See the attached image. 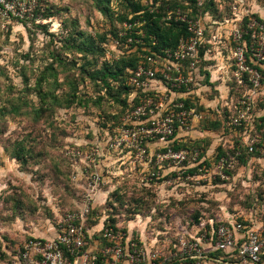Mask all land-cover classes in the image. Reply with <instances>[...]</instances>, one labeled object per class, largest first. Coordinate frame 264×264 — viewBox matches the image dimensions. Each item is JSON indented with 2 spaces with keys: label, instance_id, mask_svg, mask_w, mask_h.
I'll return each mask as SVG.
<instances>
[{
  "label": "rangeland",
  "instance_id": "374dc122",
  "mask_svg": "<svg viewBox=\"0 0 264 264\" xmlns=\"http://www.w3.org/2000/svg\"><path fill=\"white\" fill-rule=\"evenodd\" d=\"M196 2L198 17L191 20L203 30L201 59L184 97L194 107L174 137L147 139L144 151L103 149L122 125L121 107L109 96L119 91L111 82L108 93L98 76V84L91 78L135 50L117 44L127 22L119 19L130 18L124 1L39 0L52 10L43 23L0 18V264L27 240H50L58 220L81 208L92 185L91 234L108 219L166 256L181 238L209 245L220 224H264V168L241 163V131L230 124L245 92L234 76L235 31L264 12V0ZM192 11L179 9L188 19ZM98 96L103 100L94 104ZM155 101L163 108L141 120L147 129L171 106L164 94ZM252 117L264 125V81ZM180 153L184 160L173 157Z\"/></svg>",
  "mask_w": 264,
  "mask_h": 264
},
{
  "label": "built area",
  "instance_id": "2783aa9c",
  "mask_svg": "<svg viewBox=\"0 0 264 264\" xmlns=\"http://www.w3.org/2000/svg\"><path fill=\"white\" fill-rule=\"evenodd\" d=\"M38 8V0H0V18L5 21L43 23L46 20L42 13L38 14ZM175 13L178 16L176 21L186 23L188 36L182 38L175 49L162 51V55L143 56L130 72L127 85L134 94L141 92L146 97L123 115L122 125L118 133L105 143V151L121 152L132 148L144 151L147 139L157 138L166 143L174 137L177 129L186 126L191 110H184L179 99H184L192 85L193 74L200 60L203 30L198 22L189 20L179 10ZM135 26L125 23L120 34L124 39L121 44L128 48L132 44H142L141 39H134L131 35ZM133 34L142 37L141 32ZM235 41L234 76L237 83L244 86L245 92L234 106L235 114L230 124L238 129L243 128L241 143L247 153L262 156L264 125L259 123L256 126L252 116L264 81L260 71L264 63V22L247 18L242 28L235 31ZM161 94L171 99V106L157 127L151 123L152 126L147 129L141 120L150 118L155 109L163 108L162 102L158 104L155 101ZM173 157L180 160L185 158L183 153ZM224 163L225 158L222 157L220 165L224 166ZM226 167L231 168L232 162ZM96 180H100L98 175ZM95 191L96 185L90 186V193L85 196L81 208L68 212L58 220L55 234L50 240L32 238L25 241L6 264H206L209 260L200 239L186 241L181 238L173 246V253L166 256L119 229L104 228L105 219L101 222L100 239L93 238L86 223L94 206ZM209 247L214 252H235L231 262L222 260L220 264H261L264 232L239 222L220 224L211 231Z\"/></svg>",
  "mask_w": 264,
  "mask_h": 264
},
{
  "label": "trees",
  "instance_id": "16d2710c",
  "mask_svg": "<svg viewBox=\"0 0 264 264\" xmlns=\"http://www.w3.org/2000/svg\"><path fill=\"white\" fill-rule=\"evenodd\" d=\"M121 2H125L128 7L130 8V18L128 20L129 16H124L123 18H120V22L123 23L124 21H127L125 23H131L135 24V28H133L134 32H141L142 37L137 36L135 34H131L134 39H141L140 45L132 44L131 48H135L134 52L132 54L126 55V57L122 56L118 62L115 63L114 67L112 68H105L103 70H100L98 73H95L91 75V78L95 80V82L98 84V80L100 78V83H102V86L106 88V90L109 92L110 90V83L114 82L117 83L118 88V94H109L113 98L114 102L121 107V114L118 116L121 118L128 110H131L134 106H136L141 98L146 97L145 94H142L141 92L135 93L133 90L127 85V80L130 75V72L133 71L138 63L142 60L143 56H153V55H162V51L164 50H171L175 49L179 43V41L182 38H186L188 36L187 31V25L184 22L176 21L175 20V12L176 10H185L187 6L194 9V11L189 14L191 18H197L198 8H194L197 5L196 0H173V1H165L162 0L160 6H157V3L161 0H151V3L149 6H144L141 4V0H120ZM39 2V0H38ZM187 5V6H185ZM38 13H42L43 18H49L52 15V10L49 8L48 5H42L39 3ZM168 13L170 14V18L167 19ZM113 15L118 16L117 12H112ZM182 14H184L182 12ZM257 20L261 21L257 16H254ZM246 20V19H245ZM22 23V22H20ZM113 38H117L119 35L118 31L112 32ZM124 41L123 38H120V44ZM122 45V44H121ZM200 51V48H199ZM142 54V55H141ZM199 58L201 59V55L199 53ZM264 64V63H263ZM261 74L264 78V71L263 68L260 70ZM96 76L99 78L96 79ZM112 91V90H111ZM185 92V89H183ZM182 91V92H183ZM99 95V94H97ZM103 100V97L98 96L96 101L93 102L94 104H99ZM83 100L79 99L78 104L85 105L87 104H81ZM179 102L183 103V109L186 111H190L194 107L191 100L189 98L179 99ZM74 103V102H72ZM87 107V106H86ZM112 119H116V116H111ZM111 119V118H109ZM261 123H264V117L259 119ZM243 128H239L240 131H242ZM240 147L244 150L245 155L242 154V156L238 157V159L241 161V163L248 162L252 157H259V155H252L248 154L247 150L244 148V146L241 143V138L239 140ZM176 150L179 149V147L175 148ZM221 157H225V154H222L218 156V159ZM246 157V158H245ZM14 159H17V161L20 160V158L17 155H13ZM246 160L244 162V159ZM196 172V169L191 170L189 173L193 174ZM225 173L229 176L231 173L228 170H225ZM90 215V214H89ZM112 222L110 220L104 221V228L105 227H112ZM215 229V228H213ZM102 234V230L99 229L98 233L93 234V238L100 239V236ZM219 254H222L224 257L233 258L235 252H228V253H221V252H215L214 257L219 256ZM224 261V260H223Z\"/></svg>",
  "mask_w": 264,
  "mask_h": 264
},
{
  "label": "crops",
  "instance_id": "0c3cea01",
  "mask_svg": "<svg viewBox=\"0 0 264 264\" xmlns=\"http://www.w3.org/2000/svg\"><path fill=\"white\" fill-rule=\"evenodd\" d=\"M257 17H259V19H261V20L264 21V12H261L260 15L257 16ZM263 71H264V68H263ZM249 163L250 164L258 163V164H260L264 168V156H259V157H256L255 156V157H252L248 161V164ZM242 224H244L246 226H249V227H253L254 229H256L258 231H263L264 232V230H263L264 224H260L259 222H255L254 224L253 223L252 224L251 223L250 224H248V223H242ZM203 248L206 251L207 256L208 255L210 256L209 257V260L207 261L206 264H220L219 262L222 261V260H229L230 262L232 261V259H226V257H224L225 259L223 257H220V256L214 257L215 252L212 251V250H210L209 245H206L205 243L203 244ZM263 251H264V248L261 251V262H260L261 264H264V252Z\"/></svg>",
  "mask_w": 264,
  "mask_h": 264
}]
</instances>
